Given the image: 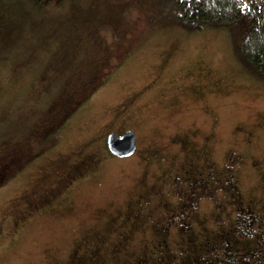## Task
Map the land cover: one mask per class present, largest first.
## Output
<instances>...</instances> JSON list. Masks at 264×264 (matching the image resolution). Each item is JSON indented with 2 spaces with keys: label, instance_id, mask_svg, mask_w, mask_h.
I'll return each mask as SVG.
<instances>
[{
  "label": "rangeland",
  "instance_id": "rangeland-1",
  "mask_svg": "<svg viewBox=\"0 0 264 264\" xmlns=\"http://www.w3.org/2000/svg\"><path fill=\"white\" fill-rule=\"evenodd\" d=\"M88 3L81 32L105 33L115 69L58 147L0 187V264H264V81L240 59L244 25L187 30L162 0ZM43 12L0 2L1 121L38 105L40 92L25 93L45 66L30 45ZM129 129L136 153L112 154L109 134ZM240 206L257 215L238 227ZM178 209L191 224L169 223Z\"/></svg>",
  "mask_w": 264,
  "mask_h": 264
},
{
  "label": "trees",
  "instance_id": "trees-1",
  "mask_svg": "<svg viewBox=\"0 0 264 264\" xmlns=\"http://www.w3.org/2000/svg\"><path fill=\"white\" fill-rule=\"evenodd\" d=\"M19 1H26L30 7L50 10V14L43 12L40 17L43 30L39 38L30 42L38 55L36 60L32 59V64L36 66L41 60L45 66L25 93L28 97L35 90L40 92L38 105L27 115L28 118L25 117L22 123L17 121V125L15 119L0 120V167L9 161L3 167L0 187L36 159L58 147L62 140L60 128L112 73L116 64L109 66L110 54L101 56L102 37L106 38L104 32L98 31L93 38L81 32L87 25L81 26V16L90 0H72L73 18L66 15L69 0ZM162 1L171 7L169 14L173 23L187 30L201 29L204 24L230 28L243 24L246 37L240 47V59L264 81V0ZM68 27L69 32L73 31L71 36L66 32ZM69 38L72 42L68 43ZM84 64L95 71L87 73L82 69ZM73 90H76L74 96L70 94ZM4 113L0 108V114L3 116ZM228 246L232 254L226 255L234 258L236 251L233 245Z\"/></svg>",
  "mask_w": 264,
  "mask_h": 264
},
{
  "label": "water",
  "instance_id": "water-1",
  "mask_svg": "<svg viewBox=\"0 0 264 264\" xmlns=\"http://www.w3.org/2000/svg\"><path fill=\"white\" fill-rule=\"evenodd\" d=\"M107 141L111 153L119 157L131 156L137 150V136L131 129L123 132L121 135L112 132L109 134Z\"/></svg>",
  "mask_w": 264,
  "mask_h": 264
},
{
  "label": "flooded vegetation",
  "instance_id": "flooded-vegetation-1",
  "mask_svg": "<svg viewBox=\"0 0 264 264\" xmlns=\"http://www.w3.org/2000/svg\"><path fill=\"white\" fill-rule=\"evenodd\" d=\"M137 136V135H136ZM137 142H138V139H137ZM137 146H138V144H137ZM137 151V150H136ZM136 153V152H135ZM134 153V154H135ZM133 154V155H134ZM239 198V197H238ZM239 200V199H238ZM238 210H239V218L235 221V224H237V226L238 227H241L242 226V224H241V221H242V218H241V216H243L245 213H247V214H252L253 212H254V214H256L257 215V212L256 211H254L253 209H250L249 207H246V206H240V207H238L237 208ZM246 210V211H245ZM185 213V210L184 209H178V210H176L175 211V216L172 218V221L170 220V222L169 223H176V217H177V214L180 216V219L181 220H184L185 221V217L183 216V214ZM252 221H251V224L252 223H254V222H256V219L257 218H255L254 216H252ZM159 220H161V218L159 219ZM166 222H167V220H166ZM185 222H187V221H185ZM188 224H191L190 222H187ZM169 224H166V226H168ZM178 225V223H176V225L174 226V227H176ZM262 225V224H261ZM192 225H189V227H191ZM236 226V227H237ZM238 229H240V228H238ZM243 235H246L247 234V231H243L242 229H240L239 230ZM223 244H226V245H233L232 244V239H226V240H224L223 241ZM234 247V246H233ZM228 249V248H227ZM237 249H235V251H236Z\"/></svg>",
  "mask_w": 264,
  "mask_h": 264
}]
</instances>
